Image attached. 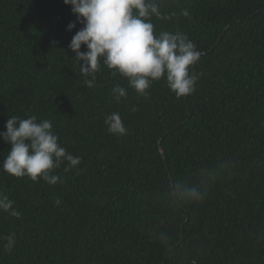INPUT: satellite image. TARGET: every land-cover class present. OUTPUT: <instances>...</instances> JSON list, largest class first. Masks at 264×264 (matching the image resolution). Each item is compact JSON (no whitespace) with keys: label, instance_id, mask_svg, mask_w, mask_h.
Masks as SVG:
<instances>
[{"label":"trees","instance_id":"obj_1","mask_svg":"<svg viewBox=\"0 0 264 264\" xmlns=\"http://www.w3.org/2000/svg\"><path fill=\"white\" fill-rule=\"evenodd\" d=\"M160 4L169 18H151L154 34L182 32L201 53L195 91L179 98L164 79L141 96L103 65L87 87L68 48L82 27L71 7L0 0V131L36 115L81 158L55 171L56 185L0 168V194L20 213L0 212V237L16 240L10 252L0 240V264H264V0ZM113 112L127 135L108 133ZM8 150L0 138V163ZM228 160L231 174L203 201L161 198L173 180Z\"/></svg>","mask_w":264,"mask_h":264},{"label":"clouds","instance_id":"obj_2","mask_svg":"<svg viewBox=\"0 0 264 264\" xmlns=\"http://www.w3.org/2000/svg\"><path fill=\"white\" fill-rule=\"evenodd\" d=\"M71 7L76 22L82 27L72 37L68 48L79 64L84 84L92 88L96 73L101 65L119 73L127 79L128 87L139 95L147 96L154 81L164 79L168 88L183 97L195 91L199 74L191 71L200 59L201 53L195 44L182 32L161 31L154 34L153 16H162L160 0H63ZM174 15V14H173ZM181 15L188 16L187 10ZM76 22H70L67 30L72 31ZM85 46L86 51H81ZM117 102L127 96V88L115 84L111 91ZM135 111V107L132 108ZM108 133L122 137L127 128L119 112L105 118ZM6 131H0V138L10 145L3 163L6 173L15 177H27L32 181L42 179L49 185L63 182L55 171L62 165L70 171L81 163L79 156L69 153L58 143L59 137L53 132L50 120H38L36 115L28 118L8 117ZM233 163L217 161L203 165L190 176L173 180L162 192L161 198L167 203H197L205 199L208 188L218 179L231 174ZM60 203L59 200L56 201ZM14 201L0 194V212L13 217L20 213L13 207ZM7 241L6 251L15 245V233L0 237Z\"/></svg>","mask_w":264,"mask_h":264},{"label":"water","instance_id":"obj_3","mask_svg":"<svg viewBox=\"0 0 264 264\" xmlns=\"http://www.w3.org/2000/svg\"><path fill=\"white\" fill-rule=\"evenodd\" d=\"M160 151H161V153L163 154V149H161Z\"/></svg>","mask_w":264,"mask_h":264}]
</instances>
